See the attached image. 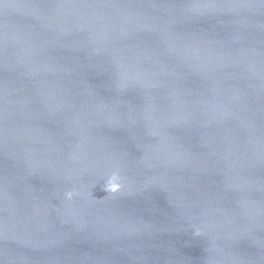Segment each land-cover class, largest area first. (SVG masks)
Listing matches in <instances>:
<instances>
[{"label":"water","instance_id":"95a60500","mask_svg":"<svg viewBox=\"0 0 264 264\" xmlns=\"http://www.w3.org/2000/svg\"><path fill=\"white\" fill-rule=\"evenodd\" d=\"M0 264H264V0H0Z\"/></svg>","mask_w":264,"mask_h":264},{"label":"clouds","instance_id":"9594fccd","mask_svg":"<svg viewBox=\"0 0 264 264\" xmlns=\"http://www.w3.org/2000/svg\"><path fill=\"white\" fill-rule=\"evenodd\" d=\"M115 179L116 178L113 177L111 180H109V183H108V190L113 191V192H115L119 187L118 184L113 182Z\"/></svg>","mask_w":264,"mask_h":264}]
</instances>
